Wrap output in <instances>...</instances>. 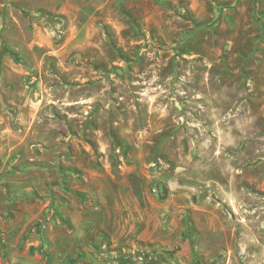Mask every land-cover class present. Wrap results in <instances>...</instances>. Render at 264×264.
<instances>
[{"label":"rangeland","instance_id":"rangeland-1","mask_svg":"<svg viewBox=\"0 0 264 264\" xmlns=\"http://www.w3.org/2000/svg\"><path fill=\"white\" fill-rule=\"evenodd\" d=\"M0 264H264V0H0Z\"/></svg>","mask_w":264,"mask_h":264},{"label":"water","instance_id":"water-1","mask_svg":"<svg viewBox=\"0 0 264 264\" xmlns=\"http://www.w3.org/2000/svg\"><path fill=\"white\" fill-rule=\"evenodd\" d=\"M203 196H205V194Z\"/></svg>","mask_w":264,"mask_h":264}]
</instances>
